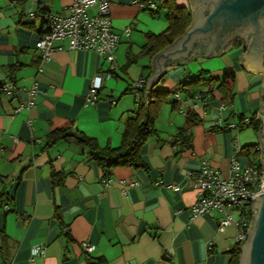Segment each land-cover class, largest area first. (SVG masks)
<instances>
[{"label":"crops","instance_id":"0c3cea01","mask_svg":"<svg viewBox=\"0 0 264 264\" xmlns=\"http://www.w3.org/2000/svg\"><path fill=\"white\" fill-rule=\"evenodd\" d=\"M109 1L120 35L112 64L93 50H68L66 40H57L58 49L41 61L35 47L41 15L65 14L72 0H0V85L11 71L15 83L9 93L0 90V193L7 195L0 207V264H228L236 225L219 231L222 212L193 214L194 175L208 163L229 177L233 157L245 163L244 148L260 147L255 130L239 122L257 117L264 72L239 64L247 49L238 38L219 56L165 65L154 85L171 92L158 105L156 134L140 148L146 167H116L104 177L83 145L53 141L52 134L69 126L101 147H118L136 107L135 83H147L152 73L156 53L144 50L146 36L168 26L167 9L150 11L142 5L148 0ZM172 2L191 15L189 0ZM108 71L97 101L89 102L93 78ZM201 71L234 78L198 87L209 91L198 103L196 89L190 97L180 91L182 107L176 104L180 82ZM187 112L199 122L190 124ZM182 129L190 137L177 142ZM84 243L93 250L86 252Z\"/></svg>","mask_w":264,"mask_h":264},{"label":"built area","instance_id":"2783aa9c","mask_svg":"<svg viewBox=\"0 0 264 264\" xmlns=\"http://www.w3.org/2000/svg\"><path fill=\"white\" fill-rule=\"evenodd\" d=\"M109 5V0H72L65 14L43 13L41 18L45 22L44 31L35 43L41 61L48 59L58 49L55 46L57 40H66L68 50H93L98 52L107 63L112 64L115 50L120 43V35L113 29ZM142 5L144 8H156V3L152 0ZM29 17L32 19L35 14L31 13ZM130 31L131 29L127 28L124 33L128 35ZM107 76L109 72L100 73L93 78L87 94L89 102L97 101V92ZM145 86V80L139 79L135 83V95L138 96L139 91ZM13 89L9 80L3 83L4 93H9ZM34 92L33 88L31 93ZM203 92L205 90L201 88L195 90L194 97L197 103L201 100ZM173 95L182 107L183 100L180 90H176ZM248 121L247 117L242 118L243 123H248ZM260 157L259 160H254L248 156L245 163L233 157L231 160L232 174L229 177H223L219 170L212 168L208 163H205L194 175V186L199 197L192 207L193 214L202 215L209 210L222 212L218 221V230L222 231L228 225L235 224L237 228L235 242H245L251 222L245 216V207L252 202L251 197L262 193L264 171ZM172 187L178 189V186ZM83 248L86 252L93 250V246L87 243L83 244ZM33 252L38 251L34 249Z\"/></svg>","mask_w":264,"mask_h":264},{"label":"water","instance_id":"95a60500","mask_svg":"<svg viewBox=\"0 0 264 264\" xmlns=\"http://www.w3.org/2000/svg\"><path fill=\"white\" fill-rule=\"evenodd\" d=\"M192 21L173 44L151 59L152 73L146 86H153L167 64H183L195 56H219L238 41L247 49L239 64L249 72H264V0H189ZM262 121L258 135L264 171V82L260 86ZM262 193L251 197L253 211L239 264H264V172Z\"/></svg>","mask_w":264,"mask_h":264},{"label":"trees","instance_id":"16d2710c","mask_svg":"<svg viewBox=\"0 0 264 264\" xmlns=\"http://www.w3.org/2000/svg\"><path fill=\"white\" fill-rule=\"evenodd\" d=\"M156 7L167 9L166 18L168 20V26L164 32L158 35L147 34L146 43L144 44V50L148 53L155 54L167 45L171 44L178 36H180L191 23V15L184 9V7H178L174 5L172 0H156ZM146 9H150L145 7ZM154 12V9H150ZM157 11V10H156ZM42 21L44 31L45 22ZM111 76L112 71H108ZM233 72H224L221 75H209L206 71H201L198 75L192 77H186L180 82L178 90L184 92L186 96L190 97L194 89L203 86L209 82L221 80L222 83L227 80H233ZM162 79V78H161ZM9 81L14 86V78L12 77V71L9 74ZM158 84V83H157ZM154 86H145L136 95V107L130 116L124 122L122 130L121 143L118 147L112 148L109 146L101 147L94 137L88 136L77 129L71 127H62L52 134L53 141L56 139L72 138L79 144L83 145L86 149L87 155L90 159L97 162L101 167L104 177H109L112 170L116 167L131 166L134 168L146 167L145 163L141 159L140 148L142 144L152 135L156 134L154 127V121L158 111L159 103L170 94L171 91L156 88ZM0 90L3 91V84L0 85ZM135 93V92H134ZM209 91H205L201 94V98L207 95ZM174 94V92H173ZM176 104L178 103L175 101ZM190 117V124L199 122V119L191 112H187ZM239 122L240 126H251L258 135H261L262 121L261 119L252 116L247 117L248 123L242 122V116ZM189 133H185V129L179 131L176 141L180 140L184 142L188 139ZM187 141V140H186ZM246 155L251 156L254 160H259L260 149L257 145H251L244 148ZM7 195L0 193V207L6 203ZM252 202L248 203L245 207V216L251 220L253 211L251 209ZM244 241L235 242L230 250V259L228 264H239L241 248Z\"/></svg>","mask_w":264,"mask_h":264},{"label":"rangeland","instance_id":"374dc122","mask_svg":"<svg viewBox=\"0 0 264 264\" xmlns=\"http://www.w3.org/2000/svg\"><path fill=\"white\" fill-rule=\"evenodd\" d=\"M251 223V222H250Z\"/></svg>","mask_w":264,"mask_h":264}]
</instances>
